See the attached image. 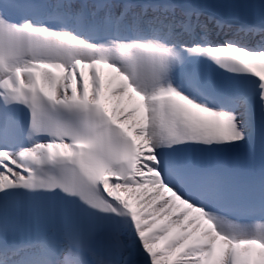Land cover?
I'll list each match as a JSON object with an SVG mask.
<instances>
[{"label":"snow or ice","instance_id":"snow-or-ice-1","mask_svg":"<svg viewBox=\"0 0 264 264\" xmlns=\"http://www.w3.org/2000/svg\"><path fill=\"white\" fill-rule=\"evenodd\" d=\"M206 6L0 0V264H264V40Z\"/></svg>","mask_w":264,"mask_h":264},{"label":"bare ground","instance_id":"bare-ground-1","mask_svg":"<svg viewBox=\"0 0 264 264\" xmlns=\"http://www.w3.org/2000/svg\"><path fill=\"white\" fill-rule=\"evenodd\" d=\"M228 37H230V36H228ZM221 40H223L224 38L222 37V38H220ZM242 39V38H241ZM249 40V39H248ZM243 42H246V43H248L249 45H254V44H256V43H258L257 41H254V42H250V41H245V40H242Z\"/></svg>","mask_w":264,"mask_h":264}]
</instances>
